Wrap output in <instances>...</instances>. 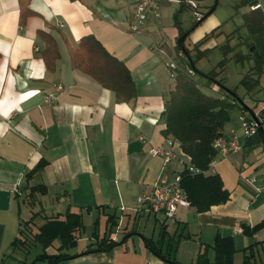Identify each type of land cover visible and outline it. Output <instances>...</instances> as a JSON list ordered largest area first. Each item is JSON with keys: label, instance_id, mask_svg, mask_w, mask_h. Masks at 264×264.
Masks as SVG:
<instances>
[{"label": "crops", "instance_id": "obj_1", "mask_svg": "<svg viewBox=\"0 0 264 264\" xmlns=\"http://www.w3.org/2000/svg\"><path fill=\"white\" fill-rule=\"evenodd\" d=\"M250 1L200 0L214 5L211 14L221 5L237 7L242 21L253 9L264 12V0ZM138 2L0 0V264H14L13 241L22 220L36 214L38 227L45 217H64L67 211L81 213L85 225L70 264H173L146 243L147 238L159 241L163 228L175 240L180 237L169 258L181 264H196L204 251L214 260L218 236L233 238L234 264L239 254L242 264L248 246L257 243L254 262L264 249V224L252 234L243 231L264 223V141L261 134L245 137L241 110L231 115L224 133L229 137L235 130L243 149L227 156L218 152L210 172L219 174L230 191L226 203L204 212L182 207L172 222L160 221V213L138 203L155 181L172 180L191 165L180 144L163 133L166 97L175 87L171 64L182 55L174 42L180 31L169 41L160 16L152 15L142 32H132ZM216 20L222 21L218 14ZM48 36L59 52L52 67L43 57ZM87 36L128 67L137 89L134 99L117 101L114 91L75 64ZM49 93L56 95L53 103L45 102ZM260 113L264 109L254 112ZM157 146L172 149L175 156L166 162L155 153ZM42 160L46 166L28 178ZM37 185H45L46 192L33 193ZM109 214H116L120 224L111 237L125 242L111 251L82 254L96 243L95 232L102 237L109 230ZM146 214L161 223L157 239L137 235V220ZM182 245L190 250V262L186 252L179 253Z\"/></svg>", "mask_w": 264, "mask_h": 264}, {"label": "trees", "instance_id": "obj_2", "mask_svg": "<svg viewBox=\"0 0 264 264\" xmlns=\"http://www.w3.org/2000/svg\"><path fill=\"white\" fill-rule=\"evenodd\" d=\"M250 2L252 5L257 4V0ZM213 10L214 5L204 16L203 14L200 16L201 19L197 21V24ZM30 12L28 9L27 15ZM242 28L246 29V35H238L239 39L235 45L231 46L228 43L223 47L224 56L211 71L201 72L195 66L193 59L190 63L188 62L189 66L180 67L171 64L175 87L166 97L165 109L162 113V120L166 124L163 133L166 137L176 140L183 151L190 156L191 166L200 170L193 173L187 167L180 174L185 197L198 212L208 211L212 206L226 203L230 199V191L225 188L220 175L209 171L210 163L218 153L213 143L217 138L225 135V125L231 120L230 109L238 106L241 111L247 110L254 114V111L239 98L236 92L225 85L223 76L225 67L229 59L242 65L249 62L247 72L241 79V83L248 92L257 89L264 73V12L260 9H253L246 13L242 25L230 34L229 39L235 38ZM47 38L48 46L43 51V57L47 65L52 67L53 61L59 57V52L53 38L51 36ZM245 45L246 50L242 48ZM79 48V54L75 56V64L95 77L103 86L114 91L117 101H130L136 97V84L128 67L112 55L97 38L94 36L83 38ZM177 48L189 55V51L184 46V40L178 41ZM200 54L197 53L196 56L199 58ZM194 72L199 73L205 81L201 82L197 79ZM214 87L218 92L216 95L204 91V89H214ZM46 164L47 161L42 160L27 174V177L31 178ZM31 191L45 193L46 187L37 185L32 187ZM35 217L36 214L29 220L20 222L19 234L13 241L15 251L29 250L33 244L40 245L42 252L31 264H63L78 256L71 254L70 250L77 248L79 233L85 226L81 213L67 211L64 217L48 216L45 217V222L38 227H34ZM108 222L109 230L102 237L95 232L96 243L90 244L82 254L111 251L125 242L126 239L117 241L111 237L119 224L117 215L109 214ZM263 224L261 222L252 229L244 227L243 231L252 234ZM179 241L180 237L175 240V236L169 235L163 228L159 241L147 238L146 243L159 257L173 264H181L169 258L173 244H178ZM165 242L167 243L166 251L163 250ZM256 244L244 249L242 264H257L253 262ZM49 247H54L56 252H47ZM213 248L215 250L214 260L209 259L207 252L204 251L199 254L196 264H234L237 250L232 237L218 236Z\"/></svg>", "mask_w": 264, "mask_h": 264}, {"label": "rangeland", "instance_id": "obj_3", "mask_svg": "<svg viewBox=\"0 0 264 264\" xmlns=\"http://www.w3.org/2000/svg\"><path fill=\"white\" fill-rule=\"evenodd\" d=\"M199 3V5L197 4ZM197 5L198 9H194ZM209 3L200 2V0H164L159 6V16L161 25L166 28V33L170 37H167L169 41L172 37L178 34L179 36L174 42L178 43L179 40L184 38V46L189 51V55L183 53V51L176 48V54L181 52L182 55L177 56L178 66H189L190 60H195V66L203 73H207L216 67L218 62L223 58V47L228 43L233 46L236 44L238 35H246L245 28L240 29L235 38L229 39L230 34L235 31L241 24L242 14L240 9L234 7L233 9L227 8L221 5L214 14L208 15L202 22L197 24V21L201 18L196 17V10L200 11L203 16L208 12ZM225 9V11H223ZM220 18V22L216 20V17ZM152 15L148 16L149 17ZM202 16V17H203ZM172 36V37H171ZM247 49L245 45L242 47ZM197 53H201L200 57L196 56ZM197 57V58H196ZM249 62L244 65L236 64L233 60L228 61L223 76L225 77V85L236 92V94L243 100V102L250 107L254 112L259 113L264 109V73L261 76L260 83L256 90L248 92L246 87L241 83L243 75L247 72ZM194 75L201 82L205 79L197 72ZM205 92L216 95L218 92L214 89H204ZM240 111L238 106H234L230 109L231 115H237ZM160 221H164L165 217L162 214H158ZM169 222H172L170 219ZM161 223L155 221V218L151 215H145L141 219L137 220L136 231L138 234H145L149 237L157 239L160 235ZM85 245V242H81ZM75 249L70 250L74 252ZM42 252V247L38 244H33L29 250L23 249V251H15L14 264H31L36 260L37 255ZM186 252V260L190 257V250L183 245L179 248V253ZM259 253L256 255V263L264 264V249L260 248ZM242 254L236 256L235 264H241ZM76 260V259H75ZM74 260L67 261L63 264H70ZM190 262V260H188ZM254 262V261H253ZM40 264V263H39Z\"/></svg>", "mask_w": 264, "mask_h": 264}, {"label": "built area", "instance_id": "obj_4", "mask_svg": "<svg viewBox=\"0 0 264 264\" xmlns=\"http://www.w3.org/2000/svg\"><path fill=\"white\" fill-rule=\"evenodd\" d=\"M161 0H139L136 4L134 16L135 19L130 25L132 32L139 33L146 27L147 18L149 15L159 17V6ZM194 6V5H193ZM256 5L255 7H257ZM196 8V6H194ZM197 18L201 16L196 11ZM174 65V64H173ZM61 85L58 89H62ZM56 99L55 93H49L45 96V102L53 103ZM259 120L260 125L257 124L250 111H242L239 119L242 124L243 133L245 137L249 138L257 134H261L264 141V113L255 114ZM143 139V137H141ZM173 145V142H169ZM214 148L222 155H229L231 153L239 152L243 149V145L239 142V137L235 130L231 131V135L217 138L213 143ZM155 153L163 156L166 162H169L175 153L170 148L163 146L155 147ZM215 159L210 163L209 171L213 170ZM191 172L195 173L200 170L193 166H189ZM138 203L142 205L146 211L150 213H160L166 219H174L177 212L182 207L190 206V202L186 199L184 190L181 186V175L175 176L172 180H157L153 183L152 189L149 193L138 197ZM117 228H120L118 224Z\"/></svg>", "mask_w": 264, "mask_h": 264}, {"label": "water", "instance_id": "obj_5", "mask_svg": "<svg viewBox=\"0 0 264 264\" xmlns=\"http://www.w3.org/2000/svg\"><path fill=\"white\" fill-rule=\"evenodd\" d=\"M184 38H185V37H183L181 40H184ZM252 116H253V118L255 119V121L257 122V124L260 125L257 116H256L255 114H253V113H252Z\"/></svg>", "mask_w": 264, "mask_h": 264}]
</instances>
